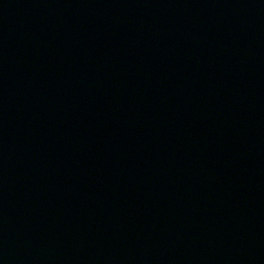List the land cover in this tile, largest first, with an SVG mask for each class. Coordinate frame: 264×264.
Masks as SVG:
<instances>
[{"label":"water","instance_id":"95a60500","mask_svg":"<svg viewBox=\"0 0 264 264\" xmlns=\"http://www.w3.org/2000/svg\"><path fill=\"white\" fill-rule=\"evenodd\" d=\"M0 264H264V0H0Z\"/></svg>","mask_w":264,"mask_h":264}]
</instances>
